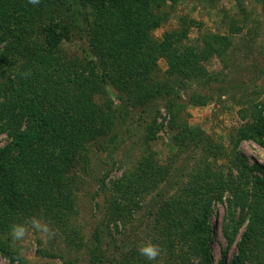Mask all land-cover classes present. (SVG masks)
I'll use <instances>...</instances> for the list:
<instances>
[{
	"label": "trees",
	"instance_id": "obj_1",
	"mask_svg": "<svg viewBox=\"0 0 264 264\" xmlns=\"http://www.w3.org/2000/svg\"><path fill=\"white\" fill-rule=\"evenodd\" d=\"M88 1L103 19L87 22L88 51L79 56L63 49L75 36L72 18L55 15L66 0H40L38 5L28 0H0V89L6 85L4 92L0 90V136L7 137L0 145V210L25 203V179L43 189L55 187L69 193V184L62 178L69 160L84 154L85 147L114 152L129 133L131 121L127 119L131 113L154 106L159 113L157 104L162 101L174 144L184 146L191 141L208 156H204L200 171L176 188L177 197L165 225L159 227L160 242H167L168 252L178 248L187 256H179L174 264H213L210 216L214 204L220 202L224 206L221 232L226 246L217 264H245L262 241L258 235H264V166L248 164L236 152L228 159L231 169L225 172L214 166L211 159L218 154L211 149L216 152L221 146L213 144L199 128L191 133L180 131L181 110L176 100L181 98L174 94L195 79L215 82V89L220 90L221 72L208 71L203 62L214 54L220 58L229 49L230 38L205 33L202 46L196 49L183 44L184 26L179 32L165 33L157 42L148 36L145 22L150 7L160 0ZM160 57L167 60L165 72L169 77L163 84L153 77ZM210 94L213 97V92ZM157 113L151 116L143 147L162 125L155 119ZM255 117L245 121L238 140L254 139L257 133L261 138L258 143L264 147V121L259 113ZM140 163L133 169V186L154 184L167 174L165 170L169 171L168 166L165 169L145 156ZM106 175L95 180L110 196L108 221H115L127 205V188L122 187L126 175L110 180L108 185ZM242 226L245 229L235 244L234 236ZM233 244L236 250L228 260ZM0 254L9 264L21 258L18 250L4 241ZM251 262L264 264V255Z\"/></svg>",
	"mask_w": 264,
	"mask_h": 264
},
{
	"label": "rangeland",
	"instance_id": "obj_2",
	"mask_svg": "<svg viewBox=\"0 0 264 264\" xmlns=\"http://www.w3.org/2000/svg\"><path fill=\"white\" fill-rule=\"evenodd\" d=\"M150 11L145 23L149 27L148 36L154 41L159 42L165 33L179 32L184 26L187 30L183 44L196 49L202 46L201 36L205 33L230 38L231 45L220 58L214 54L203 62L208 71L221 72L218 77L223 87L220 90L215 89V82L195 79L185 89L179 88L174 93L181 98L176 100L181 110L178 117L180 131L191 133L192 129L199 128L213 144H219L221 148L216 152L212 147L211 153H217L218 157L211 160L225 172L231 169L228 159L235 157V152L242 154L248 164L257 163L263 167L264 147L258 143L260 136L254 133V139L238 140V134L245 121L251 122L258 113L264 121V0H160L157 6L150 7ZM56 14L72 18L74 24V39L63 49L85 55L89 38L84 27L90 21L100 22L102 15L88 0H66L57 7ZM188 19L194 23H187ZM231 28L234 30L230 31ZM156 63L154 79L162 84L169 82L165 72L167 60L160 57ZM5 89L3 84L0 90L4 92ZM219 92L221 95L217 94ZM201 99L204 103H195ZM161 102L157 104L159 113L156 106L131 113V118L127 119L131 121L129 133L114 152L85 147L84 154L69 160L62 178L68 182L70 194L67 189H61L63 192L55 187L43 189L39 183L25 179L28 192L25 203L0 210V244L4 241L18 250L21 258L16 264H174L179 256L187 257L177 247L167 251V242H160L159 227L165 225L180 182L198 173L204 156L208 155H203L200 148H194L191 141L184 146L174 144L168 127L169 117ZM156 113L155 119L162 125L157 129L156 137L149 138L143 147L142 142L147 139L153 120L151 116ZM6 140L7 137L1 135L0 145ZM141 156L156 160L165 169L168 166L169 171L165 170L167 174L163 173L154 184L142 182L133 186L130 184L136 177L133 169L138 168ZM103 173H107V185L110 180L126 175L122 182V187L127 188L126 209L119 214V219L110 222L107 207L110 196L95 180ZM223 213L224 206L215 203L210 216L213 264H217L221 249L226 246L221 232ZM32 216H42L56 229L57 235L44 240L39 234L30 233L22 246L14 245L9 236L11 225L26 222ZM244 226L239 227L234 236L235 244L240 240ZM258 238L262 241L250 252L245 264H253L251 260L264 255V235H258ZM149 241L162 249L155 261L147 260L137 250L139 245ZM235 250V245H231L228 260ZM0 264H9L2 254Z\"/></svg>",
	"mask_w": 264,
	"mask_h": 264
},
{
	"label": "clouds",
	"instance_id": "obj_3",
	"mask_svg": "<svg viewBox=\"0 0 264 264\" xmlns=\"http://www.w3.org/2000/svg\"><path fill=\"white\" fill-rule=\"evenodd\" d=\"M31 5H38L40 0H28ZM39 234L41 239L50 240L57 235L56 229L51 224L43 219L42 216L29 217L26 222L13 223L9 230L11 242L14 245L22 246L29 235ZM140 255L144 256L149 261H155L161 255L162 249L152 242L142 243L138 247Z\"/></svg>",
	"mask_w": 264,
	"mask_h": 264
}]
</instances>
